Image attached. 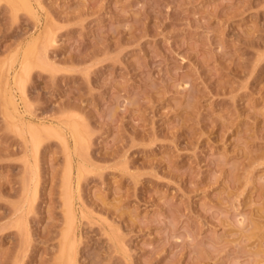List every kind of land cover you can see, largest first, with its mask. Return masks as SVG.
Returning <instances> with one entry per match:
<instances>
[{
	"label": "rangeland",
	"instance_id": "374dc122",
	"mask_svg": "<svg viewBox=\"0 0 264 264\" xmlns=\"http://www.w3.org/2000/svg\"><path fill=\"white\" fill-rule=\"evenodd\" d=\"M28 1L0 0V264H67L73 125V264H264V0Z\"/></svg>",
	"mask_w": 264,
	"mask_h": 264
},
{
	"label": "bare ground",
	"instance_id": "6f19581e",
	"mask_svg": "<svg viewBox=\"0 0 264 264\" xmlns=\"http://www.w3.org/2000/svg\"><path fill=\"white\" fill-rule=\"evenodd\" d=\"M8 1H10V0H8ZM16 1L18 2V0H15V2H16ZM29 1H30V0H29ZM29 1H28V2H29ZM6 2H7V1H6ZM17 2H16V3H17ZM18 3H19V2H18ZM20 3H21V2H20ZM7 4H10V3L7 2ZM24 4H25V2H24ZM24 4H23V5H24ZM27 4H30V3H27ZM16 5H18V4H16ZM19 5H20V4H19ZM10 6H11V5H10ZM20 6H22V5H20ZM26 6H27V5H26ZM29 6H30V5H29ZM30 7H31V6H30ZM20 8H22V7H20ZM33 8H34V7H33ZM12 9H13V7H12ZM18 9H19V6H18ZM19 10H20V9H19ZM33 10H35V9L30 10V11H32V13L30 12V15L33 14V12H34ZM28 13H29V12H28ZM34 15H36V14H34ZM34 15H33L32 17H34ZM49 33H50V32H49ZM43 35H44V34H42V36H43ZM36 36H37V35H36ZM38 36H39V35H38ZM35 38H36V37H35ZM35 38H34V39H35ZM47 38H48V37H47ZM49 39H50V38H49ZM35 40H36V39H35ZM37 41H39V40H37ZM37 41H36V42H37ZM32 42H33V41H32ZM32 42H31V43H32ZM42 42H43V41H42ZM39 44H40V43H39ZM28 45H29V44H28ZM37 46H38V45H37ZM42 47H43V44H42ZM43 48H44V47H43ZM43 48H42V49H43ZM31 52H32V51H31ZM41 52H42V50H41ZM44 52H45V50H44ZM37 53H38V52H37ZM33 54H34V53H33ZM45 54H46V53H45ZM42 55H43V54H42ZM44 56L46 57V55H43L42 58H43ZM21 57H23V56H21ZM38 57H39V56H38ZM38 57H37V59H38ZM34 58H35V57H34ZM42 58H41V59H42ZM39 59H40V58H39ZM42 60H43V59H42ZM42 60H41V61H42ZM46 60H47V58H46ZM46 60H43L44 62L42 61V62L44 63V65H47V64H46L47 62L45 63ZM34 61H35V60H34ZM38 61H39V60H38ZM30 62H31V61H30ZM42 62H41V63H42ZM39 63H40V61H39ZM23 64H25V63H23ZM26 64H30V65H31L32 63H28V61H26ZM26 64H25V65H26ZM21 65H22V64H21ZM30 65H28V66H30ZM38 65H39V64H38ZM35 66H36V64H35ZM39 66H40V65H39ZM47 66H48V65H47ZM23 67H24V66H23ZM25 67H26V66H25ZM4 68H5V67H4ZM29 68H30V67H29ZM31 68H33V67H31ZM7 69H8V68H7ZM22 69H24V68H22ZM8 70H9V69H8ZM6 71H7V70H6ZM28 71H29V69H28ZM28 71H27V72H28ZM7 74H9V73L7 72ZM14 74H15V71H14ZM14 74H13V75H14ZM9 75H11V74H9ZM5 76H6V75H5ZM12 77H15V76H12ZM14 79H15V78H14ZM7 80H8V79H7ZM8 81H9V80H8ZM19 82H20V81H19ZM8 83H9V82H8ZM4 84H5V82H4ZM22 86H23V85H22ZM18 87H19V86H18ZM4 89H5V88H4ZM7 89H8V88H7ZM22 89H23V87H22ZM5 91H6V89H5ZM8 91H9V90H8ZM2 92H4V91H2ZM22 93H23V91H22ZM4 94H5V93H4ZM8 94L11 95L9 92H8ZM11 97H12V96H11ZM12 99H13V97H12ZM14 99H15V97H14ZM6 102H7V103H6L7 105H13V102H14V101H12L11 98L9 97V98L6 100ZM14 103H15V102H14ZM6 104H5V105H6ZM5 107L7 108L8 106H5ZM9 109H12V108H9ZM17 109H18V108H17ZM7 111H8V110H7ZM18 112H19V111H18ZM5 113H7V112H5ZM19 113H20V112H19ZM20 114H21V113H20ZM14 115H16V113H15ZM14 115H13V116H14ZM71 115L73 116L72 113H71ZM74 115H75V114H74ZM21 116H22V115H21ZM21 116H20V117H21ZM69 116H70V115H69ZM5 118H6V117H5ZM12 118H13V117H12ZM17 118L19 119V116H18ZM21 118H22V117H21ZM10 119H11V118H10ZM10 119H9V120H10ZM13 119H14V118H13ZM22 119H23V118H22ZM15 120H16V119H15ZM63 120H64V119H63ZM66 120H68V119H66ZM66 120H65V121H66ZM72 120H73V119H72ZM11 121H13V120H11ZM73 121H74V120H73ZM18 122H20V121H18ZM66 122L68 123V121H66ZM69 122H70V121H69ZM75 122H76V121H74L73 123H75ZM78 122H79V121H78ZM22 123H23V122H22ZM42 123H43V122H42ZM73 123H72V124H73ZM19 124H21V123H19ZM56 124H57V123H56ZM63 124H65V123H63ZM63 124H62V126H63ZM28 125H29V124H28ZM45 125H46V124H45ZM45 125H44V128H45ZM78 125H79V124H78ZM37 126H38V125H37ZM39 126H41V127H40L41 129H43V131H42V130H40V131H42V132H44V133L47 132L46 134H48V133L50 132V130H51V127H50V126H52V125H50V126L47 125V126L50 127V130H48L47 127H46L45 129L42 128L43 125H39ZM56 126H58V125H55V128H56ZM20 127H21V126H20ZM22 127L24 128V126H22ZM53 127H54V126H53ZM60 127H61V126H60ZM60 127H59V129H58V128H57L56 130L54 129V133L56 134V137H59V139L62 138V139H60V140L63 142V145L65 146L64 148H65V150H66V152H67V158H68V163H67V164H68V168H67V166H66L67 171L64 172V173H66V179H67V192H66V196H67V197L65 198V200H66V201H65V203H66V204H65V207L67 208V209H65V211H66V215H65V216H66V218H67V219H66V221H67V222H66V224H67V226H66L67 228H66V229H67V230H66V231L63 230L65 233L63 232L64 234H63V233H62V234H63V236H64V240L66 239V243H68V242L70 241V242H69V245H67V244L65 243V246H66V247H65L64 244H63L65 241H63L62 243H60V248H61V249H60V253H61V251H63V253H65L66 251H68V252L71 251L70 253H67V255H66V259H67V264H73V260H75V259H74V255H75V254H74V252H75V250H74V245H75V242H76L77 239L74 241V238H73L74 236H73V237L71 236L72 234H75V233H72V232L74 231L73 229L76 227V226H75V227L73 228V226H74V222H75V221H74V218H75V217H74V216H75V215H74V211H75V210L72 209V207H71V201L73 200V198L71 197V195H72V193H73V192H72V191H73L72 189H74V188H72V176H73V175L75 176V174H76V183H77L76 185H78V182H79V180H80V178H81V174H82V171H83V167H82V165H79L78 167H77V165H76V167H77V168H76V173L74 174V172H73V170H74V168H73V161H74L75 159L73 158V155L79 151V149H80V145H81L79 142H81V140H83V139H81V140L79 141V134H78V131H77V127H78V126H76V128H75L74 125H73V127L70 128V124H69V128H70V132H69V133L71 134L70 137H72L71 139H73V141H70V142H73V146L71 147L70 144H69V142H68V141L66 140V138H65L66 135L64 136L63 133H62V131H60V130H64V129H62V127H61V129H60ZM28 128L30 129L31 127L28 126ZM33 128H35V127H33ZM33 128H31V129H33ZM40 128H39V129H40ZM81 128H83V127L81 126ZM14 129L17 130L15 127H14ZM31 129H30V130H31ZM39 129H38V131H37L38 133H39ZM52 129H53V128H52ZM21 130H22V129H21ZM21 130H20V131H21ZM23 130H24V129H23ZM45 130H47V131L45 132ZM31 131H32V130H31ZM33 131H34V130H33ZM33 131H32L33 134H32V135L30 134V135H31L32 139L34 140V138H36L35 135H38V134H34L36 131H34V132H33ZM48 131H49V132H48ZM52 131H53V130H51V132H52ZM65 131H67V130L65 129L63 132H65ZM16 132H17V131H16ZM21 132H22V131H21ZM23 132H24V131H23ZM23 132H22V133H23ZM25 132H26V131H25ZM37 132H36V133H37ZM67 132H68V131H67ZM85 133H86V132H85ZM85 133H84V134H85ZM19 134H21V133H19ZM64 134H65V133H64ZM70 134H69V135H70ZM80 134H81V133H80ZM21 135H22V134H21ZM85 135H86V134H85ZM33 136H34V137H33ZM67 137H69V136H67ZM70 137H69V138H70ZM37 138H38V137H37ZM37 138H36V140H37ZM80 138H81V137H80ZM82 138H83V137H82ZM87 139H88V138H87ZM68 140H69V139H68ZM84 140H85V139H84ZM86 141H87V140H86ZM34 142H35V140H34ZM82 142H84V141H82ZM36 143H37V142H36ZM38 143H39V142H38ZM38 143H37V144H38ZM37 144H35V145H37ZM35 145H34V146H35ZM84 145H85V144H82L81 146L84 147ZM34 146H33V149H35V148L37 147V146H35V148H34ZM38 146H39V145H38ZM85 146H86V145H85ZM83 147H82V148H83ZM33 151H34V150H33ZM34 152H36V151H34ZM33 155H34V154H33ZM80 157H81V156H80ZM35 158H36V157H35ZM73 159H74V160H73ZM76 159H77V158H76ZM66 160H67V159H66ZM77 160H78V159H77ZM75 162H76V161H75ZM80 164H83V162H82V163L80 162ZM65 170H66V169H65ZM34 174H35V173H34ZM33 176H35V175H33ZM35 177H36V176H35ZM31 178H33V177H31ZM34 179H35V178H34ZM34 179H33V180H34ZM31 180H32V179H31ZM33 182H34V181H33ZM33 185H34V184H33ZM75 187H76V186H75ZM74 191H75V190H74ZM74 195H75V194H74ZM72 196H73V195H72ZM71 199H72V200H71ZM73 202H74V201H73ZM73 202H72V206H73ZM73 210H74V211H73ZM65 211H64V213H65ZM64 229H65V228H64ZM111 235H112V234H111ZM61 239L63 240V237H61ZM68 239H69V240H68ZM67 240H68V242H67ZM77 242H78V241H77ZM61 244H62V245H61ZM61 246H64V247H61ZM67 246H68L69 248H67ZM75 248H76V247H75ZM66 249H68V250H66ZM64 251H65V252H64ZM60 253H59V254H60ZM65 254H66V253H65ZM61 255H62V254H61ZM61 255H60V257H61ZM64 257H65V256H64ZM75 258H76V257H75ZM62 259H63L62 261H63V263H64L65 258H62ZM59 261H60V260H59ZM74 262H75V261H74ZM59 263H60V262H59ZM75 263H76V262H75ZM61 264H62V263H61Z\"/></svg>",
	"mask_w": 264,
	"mask_h": 264
}]
</instances>
